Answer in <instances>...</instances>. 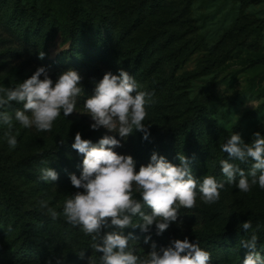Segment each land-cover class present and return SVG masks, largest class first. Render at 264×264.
I'll return each mask as SVG.
<instances>
[{"label": "rangeland", "instance_id": "374dc122", "mask_svg": "<svg viewBox=\"0 0 264 264\" xmlns=\"http://www.w3.org/2000/svg\"><path fill=\"white\" fill-rule=\"evenodd\" d=\"M84 1L91 11L107 13L108 26L102 31L111 37L108 51L93 39L83 49L70 46L64 33L67 0H0V87H15L43 67L53 84L62 73L76 71L82 88L76 112L67 117L61 113L48 132L26 129L14 119L15 111L23 110L22 104L11 102L0 109L13 116L11 130L0 122V264H99L100 255L85 242L82 229L68 224L62 215L66 199L83 191L75 189L69 179L71 174L79 177L83 156L72 144L56 156L43 154L55 143H74L77 133L94 145L104 135L121 139L104 128H90L93 121L83 108L91 97L84 94L90 67L99 70V76L124 70L139 90L154 94L144 120L151 125L148 140L142 138L144 133L134 131L121 140V147L114 148L117 154L132 156L137 171L147 166L154 152L179 166L177 157L182 153L163 148L162 141L194 108H201L198 126L204 155L185 156L188 167L200 181L214 176L225 185L218 202L205 204L198 195L196 206L181 208L177 222L159 236L155 224L148 233L134 229L129 248L135 255L145 259L150 253L152 249L140 242L149 235L160 241L159 251L172 240L187 238L197 243L200 232L237 229L245 217L264 215V189L257 184L241 192L236 187L239 176L228 184L219 160L224 154L222 145L232 134H239L245 144L252 142L254 133L264 136V65L251 63L264 58V0ZM15 6L24 10L33 6L46 16L39 25L36 18L32 22L28 17L17 19ZM22 32L33 35L34 41ZM9 131L17 138L14 149L7 143ZM229 162L240 168L250 163ZM47 167L58 173L57 181L40 179L41 169ZM134 195L139 198L138 192ZM40 201L60 213L58 218L53 220ZM143 211L151 214L149 208ZM111 230L103 229L101 235ZM242 239L249 238L237 234L234 246L210 264H243L249 250L241 246Z\"/></svg>", "mask_w": 264, "mask_h": 264}, {"label": "clouds", "instance_id": "9594fccd", "mask_svg": "<svg viewBox=\"0 0 264 264\" xmlns=\"http://www.w3.org/2000/svg\"><path fill=\"white\" fill-rule=\"evenodd\" d=\"M39 58H44L43 52ZM80 84L81 77L74 70L62 73L53 84L46 69L40 67L15 87H0V109L10 106L11 102L22 104L23 110H16L14 119L26 129L34 127L39 132H48L61 113L67 117L76 112L77 98L82 96ZM153 95L139 90L135 79L124 70L116 75L106 72L96 84L94 94L83 104L93 121L90 128H104L121 139L104 135L94 145L82 139L80 133L75 135L71 147L83 156L82 171L79 177L71 174L69 179L75 189L83 191H76L66 199L62 215L68 224L80 227L91 237L92 247L101 254L100 264H210L211 253L202 249L199 242L190 243L187 238L172 240L170 246L159 251L153 243L145 259L129 248L132 234L125 235L126 229L139 228L142 233H148L155 224L159 236L171 223L177 222L181 208L196 206L198 195L203 203L213 204L219 201L220 190L225 187L214 176L206 175L202 181L194 178L189 161L182 154L177 157L179 166H175L154 152L147 166H140L137 171L132 156L113 151L134 131L144 133L142 138L148 140L151 125H145L144 120L146 105L151 103ZM12 120L13 116L7 111H0V122L8 125L9 130ZM6 136L9 147L14 149L16 135L9 131ZM253 138L251 143L245 144L239 134H232L222 145V151L230 160L244 164L250 158L254 162L246 174L237 164L225 159L220 161L227 183L233 184L239 176L236 187L243 193L257 184L264 189V136L257 132ZM40 179L55 182L58 173L47 167L41 169ZM134 192L139 193V198ZM40 206L48 208L45 201H40ZM145 207L151 209V214L144 213ZM48 211L53 220L60 215L51 208ZM134 218H138L135 223ZM241 227L248 232L252 223L248 220ZM103 229L113 230L101 235ZM149 240L150 236H146L144 243ZM257 241L255 231L249 239L240 241L241 246L249 250L243 264H264V258L255 250ZM79 257L84 258V251Z\"/></svg>", "mask_w": 264, "mask_h": 264}, {"label": "trees", "instance_id": "16d2710c", "mask_svg": "<svg viewBox=\"0 0 264 264\" xmlns=\"http://www.w3.org/2000/svg\"><path fill=\"white\" fill-rule=\"evenodd\" d=\"M67 2L68 24L64 30V33L67 40L70 42V46L73 48L78 47L83 49L84 46L93 39L101 49L108 51L111 37L108 32L104 33L102 31L103 27L106 28V26H108L107 13L97 10L91 11L84 0H67ZM13 15L17 19L28 17L31 22L36 18V24L39 25V23H41L39 21L42 20V17L44 18L46 16V13L42 11H36L33 6H29L28 9L25 10L15 6L13 9ZM260 26L261 25H259L258 28H260ZM36 30L38 31V28H36ZM22 33L24 38L28 37L26 32ZM28 38L31 42L34 41L33 35L29 36ZM251 63L264 65V58L255 59ZM85 74H87V77L86 81L84 82V94L92 96L94 94L96 84L103 78V75L99 76L100 71L93 67H90ZM207 102L208 99H205L203 104L205 105ZM201 121L202 109L194 108V111L189 118H186L180 125L173 128L171 132L165 136L164 140L162 141L164 144L163 148L170 149L172 152L176 153L181 152L184 156H188L190 154L197 156L204 155L202 134L198 126V123ZM71 144L73 143H55L43 151V154L56 156L60 153V151L67 149V146ZM223 159L230 161L227 153H224L219 160L221 161ZM249 161L250 163L247 166H241L245 173L251 169L252 160L249 159ZM145 209L146 207L142 210ZM145 214H148V211H146ZM248 220H250L252 223V229H250L248 232H245L241 225ZM21 226L23 227V225ZM257 226H259L258 230ZM253 231H255V234L258 237L257 247L255 250L260 254L261 257H264V215L261 214L245 217L237 229L219 233L200 232L197 234V237L201 248L209 251L211 253V260H215L218 254L228 251L229 246H234L233 239L237 236V234L250 238ZM128 233H131L132 235L136 234L134 229H126L125 235ZM84 236L85 242L92 246L94 242L92 241L91 237L85 234ZM149 236L150 240L147 244L144 243L145 237L141 238L140 242H142V246L144 248L151 249V245L155 243L157 250L160 241L152 235ZM98 254L101 255L100 253Z\"/></svg>", "mask_w": 264, "mask_h": 264}]
</instances>
